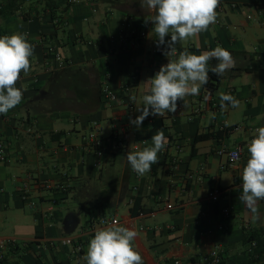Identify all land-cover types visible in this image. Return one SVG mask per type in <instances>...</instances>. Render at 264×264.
I'll return each mask as SVG.
<instances>
[{
  "label": "crops",
  "instance_id": "crops-1",
  "mask_svg": "<svg viewBox=\"0 0 264 264\" xmlns=\"http://www.w3.org/2000/svg\"><path fill=\"white\" fill-rule=\"evenodd\" d=\"M46 1L0 0V36L26 32L34 45L30 71L22 72L15 85L26 88L22 102L0 114L5 146L0 239L17 242L8 245L4 264H86L82 257L95 231L110 226L99 222L103 216L139 233L133 243L143 264H173L174 259L211 264L214 248L221 264H264V253L249 260L244 242L247 232L264 230V200L258 201L259 221L239 200L247 146L255 129L264 127V26L256 12L264 0H220L216 22L175 45L177 53L187 48L197 55L219 45L232 54L235 67L202 86L199 95L178 101L175 113L149 115L139 128L130 119L141 114L142 97L150 94L147 80L168 62L166 45L157 46L154 25L145 23L155 13L141 0ZM51 11L64 21L56 22ZM131 29L140 32V46L130 45ZM50 44L68 64L47 71L44 52ZM109 91L111 97L105 95ZM220 92L233 95L239 106L222 110ZM93 121L104 140L100 166L83 141ZM157 129L167 137V148L158 154L159 163L139 176L125 156L133 143L140 149L149 146ZM236 146L241 160L222 169L226 156L218 151ZM28 174L33 180L24 198L21 185ZM41 181L52 187L39 186ZM216 187L220 193L213 201ZM137 196L140 204L133 215ZM164 197L176 208L167 209ZM63 237L81 241L82 252L62 244Z\"/></svg>",
  "mask_w": 264,
  "mask_h": 264
},
{
  "label": "clouds",
  "instance_id": "clouds-1",
  "mask_svg": "<svg viewBox=\"0 0 264 264\" xmlns=\"http://www.w3.org/2000/svg\"><path fill=\"white\" fill-rule=\"evenodd\" d=\"M220 0H141L150 15L145 23L151 21L157 46L166 45L164 55L168 62L149 78L150 94L142 97L141 114L130 124L139 128L149 115L164 116L175 113L178 101L188 96H197L200 89L209 81V72L224 76L235 67L232 54L217 45L210 51L194 54L185 48L177 53L175 45L183 43L197 34L207 31L217 20ZM170 36V40L166 37ZM34 56V45L28 40V33L15 32L0 36V114L7 113L22 102L23 91L17 88L21 73L30 71V58ZM216 60L212 66L210 61ZM223 110L231 105L239 106V101L230 93H218ZM209 97L205 96V100ZM133 101L135 97H132ZM151 144L140 149L136 144L130 146L126 160L131 170L143 176L159 163V153L165 150L167 137L162 129L152 135ZM148 144V141H143ZM249 159L242 170V192L239 200L250 210L253 221L261 219L258 201L264 200V127L254 131V138L247 146ZM139 233L131 228L113 223L98 228L89 241L87 253L82 257L86 264H143L141 254L135 250L134 240Z\"/></svg>",
  "mask_w": 264,
  "mask_h": 264
},
{
  "label": "built area",
  "instance_id": "built-area-1",
  "mask_svg": "<svg viewBox=\"0 0 264 264\" xmlns=\"http://www.w3.org/2000/svg\"><path fill=\"white\" fill-rule=\"evenodd\" d=\"M72 1V0H69ZM231 7H235V4H231ZM218 8H222L221 5L218 6ZM256 12H257V21L259 24H261L262 26H264V6L263 5H259L256 8ZM248 18L251 17V15H247ZM128 38H129V43L131 46H140L141 45V34L140 32H138L136 29H131L128 32ZM45 62H44V68L47 71H51L53 70V68L55 67H62L64 65H66L68 63V60L66 61V59L62 56V54L60 53V51L57 49L56 46L50 44L47 45L45 48ZM106 96H112V93L106 92L105 93ZM200 108H195V112H199ZM83 141L85 143V145L87 146V148H89L90 150H93V152L95 153V155L98 157V161H97V166H100L102 164V158L106 155L105 150H104V140L99 136V124L96 121H93L91 123V130L89 131V133H87L84 137H83ZM125 143L123 141H120L118 143L119 147L125 146ZM118 146H116L118 148ZM167 148V144L166 147ZM220 154H225L226 156V160L225 162H223L221 164V168L225 169L227 167L233 166L235 165L237 162H239L242 158L241 155V148L236 146L234 148L228 149V150H219L218 151ZM5 158V146L4 143L2 142L1 138H0V163L3 162ZM176 161L172 160V163L174 164ZM174 165L171 166V168H173ZM27 180V181H26ZM26 180L23 182V184L21 185V191L23 193V197L24 198H28L29 196V181L33 180L32 175L28 174L26 177ZM37 184V183H36ZM39 186H43L44 188H50L52 187L50 183L45 182V181H41L39 183ZM57 186V185H55ZM60 189L64 190V187H60ZM220 193L219 188H214L212 193H211V199L213 201H216L218 198V195ZM163 203L165 205V207L167 209H174L176 208V205L170 203L168 201V197H164L163 198ZM34 203L31 201L30 202V206H33ZM99 222L102 224H107V225H112L113 223H118V220L116 218H108V217H101L99 219ZM218 229L222 230L224 229L223 224H219L218 225ZM61 243L64 245H71L73 246V248L75 249L76 252L81 253L82 249H83V244L81 241L79 240H75L71 237H63L60 239ZM17 242L15 239H0V264L3 263V261L5 260L6 256H5V252L7 250L8 245H15ZM26 244L27 242H23V244ZM255 242L253 241L251 243V246L249 248H247V252L250 254V252L252 251V248L254 247ZM210 263L211 264H221V254L219 252V250L217 248H214L211 252H210ZM173 264H180V260L178 259H174L173 260Z\"/></svg>",
  "mask_w": 264,
  "mask_h": 264
},
{
  "label": "trees",
  "instance_id": "trees-1",
  "mask_svg": "<svg viewBox=\"0 0 264 264\" xmlns=\"http://www.w3.org/2000/svg\"><path fill=\"white\" fill-rule=\"evenodd\" d=\"M52 0H47L46 1V5H52L53 3H51ZM66 6L63 8V10H65ZM51 15L52 17L55 19L57 18L55 21L56 22H60V21H64L62 20V17L61 16H56L55 17V12L51 11ZM60 19V20H59ZM61 53V52H60ZM63 56V55H62ZM67 61V60H66ZM68 64V63H67ZM66 64V65H67ZM65 66V65H64ZM217 80L218 79V76L215 75L214 73H212L211 71L209 72V81L207 84H211V80ZM206 84V85H207ZM80 88L81 90H84V87H83V83L80 84ZM229 129V128H227ZM226 129V130H227ZM219 135V132L217 133H205V134H196L195 135V140H200V139H204V138H208V137H213V136H218ZM122 148V147H120ZM173 165V164H172ZM171 165V166H172ZM139 204H140V197L137 196L134 200V203H133V208H132V214H136L138 213V207H139ZM245 240L244 242L247 243L248 247L249 248L251 246V243L254 241L255 242V245L254 247L252 248V251L250 252L249 256V260L251 262H254V261H257L261 255L264 253V230L263 231H260V230H253V231H249L245 234ZM6 259V258H5ZM5 261V260H4ZM4 261L2 264H4Z\"/></svg>",
  "mask_w": 264,
  "mask_h": 264
}]
</instances>
